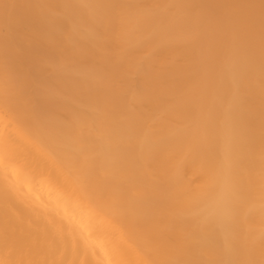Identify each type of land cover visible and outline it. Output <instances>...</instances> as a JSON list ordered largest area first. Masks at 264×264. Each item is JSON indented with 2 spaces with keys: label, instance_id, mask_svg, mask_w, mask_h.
<instances>
[{
  "label": "bare ground",
  "instance_id": "obj_1",
  "mask_svg": "<svg viewBox=\"0 0 264 264\" xmlns=\"http://www.w3.org/2000/svg\"><path fill=\"white\" fill-rule=\"evenodd\" d=\"M0 264H264V0H0Z\"/></svg>",
  "mask_w": 264,
  "mask_h": 264
}]
</instances>
